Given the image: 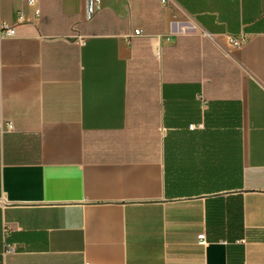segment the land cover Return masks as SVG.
<instances>
[{
  "label": "crops",
  "instance_id": "0c3cea01",
  "mask_svg": "<svg viewBox=\"0 0 264 264\" xmlns=\"http://www.w3.org/2000/svg\"><path fill=\"white\" fill-rule=\"evenodd\" d=\"M88 3L0 0V264H264V0Z\"/></svg>",
  "mask_w": 264,
  "mask_h": 264
},
{
  "label": "built area",
  "instance_id": "2783aa9c",
  "mask_svg": "<svg viewBox=\"0 0 264 264\" xmlns=\"http://www.w3.org/2000/svg\"><path fill=\"white\" fill-rule=\"evenodd\" d=\"M27 2H29L30 4H36L37 0H26ZM88 14L89 16H91L94 11H95V7H96V0H88ZM162 3H168L170 2V0H161ZM39 13V11H37V14ZM139 33V32H138ZM16 36V29L15 27L8 23V22H2L0 24V37L2 38H6V37H14ZM242 39L241 38H233L232 39V44H234V46L236 47H240L242 44ZM7 231V230H6ZM207 242V236L204 233H201V235L199 236V244H205ZM18 250V247L15 243H7L5 245V250L4 253L5 254H12L15 253ZM89 264V263H86Z\"/></svg>",
  "mask_w": 264,
  "mask_h": 264
}]
</instances>
